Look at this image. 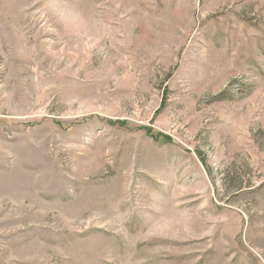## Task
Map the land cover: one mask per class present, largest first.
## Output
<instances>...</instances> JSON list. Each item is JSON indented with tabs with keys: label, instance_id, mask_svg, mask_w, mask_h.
<instances>
[{
	"label": "rangeland",
	"instance_id": "1",
	"mask_svg": "<svg viewBox=\"0 0 264 264\" xmlns=\"http://www.w3.org/2000/svg\"><path fill=\"white\" fill-rule=\"evenodd\" d=\"M0 264H264V0H0Z\"/></svg>",
	"mask_w": 264,
	"mask_h": 264
}]
</instances>
